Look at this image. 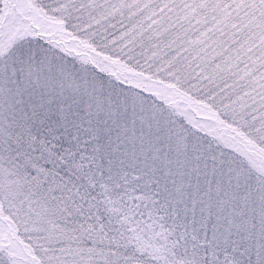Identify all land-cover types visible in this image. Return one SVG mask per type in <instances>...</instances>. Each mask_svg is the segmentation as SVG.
Instances as JSON below:
<instances>
[{
    "label": "snow or ice",
    "instance_id": "6c2138e0",
    "mask_svg": "<svg viewBox=\"0 0 264 264\" xmlns=\"http://www.w3.org/2000/svg\"><path fill=\"white\" fill-rule=\"evenodd\" d=\"M0 264H264V0H0Z\"/></svg>",
    "mask_w": 264,
    "mask_h": 264
}]
</instances>
